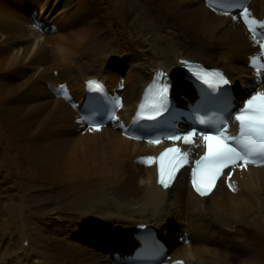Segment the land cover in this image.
Here are the masks:
<instances>
[{"label":"bare ground","instance_id":"obj_1","mask_svg":"<svg viewBox=\"0 0 264 264\" xmlns=\"http://www.w3.org/2000/svg\"><path fill=\"white\" fill-rule=\"evenodd\" d=\"M247 8L264 22V0ZM245 27L206 0H0V210L17 191L39 194L27 243L0 219V264H121L146 227L172 241L161 264H264V167L238 165L232 188L221 180L204 197L186 169L165 189L144 162L162 144L126 134L154 69L176 79L181 104L195 96L179 58L222 68L247 95L264 89ZM91 78L122 104L99 130L77 115Z\"/></svg>","mask_w":264,"mask_h":264},{"label":"snow or ice","instance_id":"obj_2","mask_svg":"<svg viewBox=\"0 0 264 264\" xmlns=\"http://www.w3.org/2000/svg\"><path fill=\"white\" fill-rule=\"evenodd\" d=\"M215 5H220L219 9ZM213 10H220L223 14H231V8L226 5V0H214ZM239 16L248 30L257 36L256 25H260V35L264 37V22L250 19L251 13L247 7L239 10ZM232 19L237 20V15H232ZM264 48V44H261ZM213 75L220 77V82L227 84L228 81L220 73ZM95 83V82H93ZM160 83V82H155ZM99 88V85H95ZM169 85L162 83L159 90L157 102L151 105L152 115L147 118L152 119L167 109V94ZM151 91V87L149 89ZM145 105L141 104L140 114H143ZM235 121L238 123V135H227L228 124L224 121L214 131H198L193 129L184 134H172L164 139L170 141L182 140L184 144L194 143V138L202 139L204 154L195 161V168L192 171V184L197 193L201 196L209 195L215 187L217 180L225 174L224 170L235 167L242 162L244 166L248 164L264 163V92H256L246 100L240 110L237 111ZM92 128L99 130L101 125L94 123ZM127 134V133H126ZM134 139H143L140 136H133ZM150 144H159V138L149 139ZM195 147L199 148L196 144ZM189 153L181 152L178 147L167 148L160 154L159 160V180L158 182L164 187L169 188L171 181L175 178L176 172L188 160ZM157 158L147 157L144 162L152 163ZM167 160V167L166 162ZM167 177V178H166ZM231 187V185H229ZM179 264V262H178Z\"/></svg>","mask_w":264,"mask_h":264},{"label":"rangeland","instance_id":"obj_3","mask_svg":"<svg viewBox=\"0 0 264 264\" xmlns=\"http://www.w3.org/2000/svg\"><path fill=\"white\" fill-rule=\"evenodd\" d=\"M245 31H246L247 35H250L253 38V34L248 30L247 27H246ZM258 31H261V30H258ZM254 40L257 42V44L255 42V47H257V50L261 54L260 58L264 57V55H263L264 52L260 51L262 48H261V44H260L259 39L256 37ZM258 55H259V53H258ZM251 69H252V67H251ZM116 75L119 78V77H121L122 74H121V72H118ZM183 76H185V75L181 74V78ZM174 82L176 84L175 78H174ZM121 86H123V84L119 85V87H121ZM233 90H234L235 95H236V92H238V91L242 92L241 96H239V98L241 99L242 97L247 95V93H248L247 90H249V89L248 88L242 89L241 84H237V86L235 88H233ZM175 91H176V88H175ZM177 98L179 101H182V99H179V97H177ZM17 192H18V196H19L18 199L13 200L14 202L12 201V204L10 205V207L8 209L0 210L1 211L0 219H3V223L6 227L5 231L7 233H10V231H12L15 234V241L18 244L21 241H23L22 243L28 242V240L26 239V238H28V234H29L28 228L30 227V224L35 223L36 220L39 219L38 212H37L39 210V207H38L39 194H38V192L37 193L35 192V193H31V195H29V196H26V195H24L23 192H20V191H17ZM229 192H231V191H229ZM134 232L132 235L133 239H135ZM159 234H162V233L160 232ZM22 239H24V240H22ZM165 241H167L166 244L170 243L171 244L170 248H172V241L171 240H165ZM118 252H120L121 254L124 253V252H121L120 250H118ZM129 253H130V250L126 254H129ZM6 256L8 257V254Z\"/></svg>","mask_w":264,"mask_h":264},{"label":"flooded vegetation","instance_id":"obj_4","mask_svg":"<svg viewBox=\"0 0 264 264\" xmlns=\"http://www.w3.org/2000/svg\"><path fill=\"white\" fill-rule=\"evenodd\" d=\"M161 237H162V238H161ZM160 238L165 242L166 238H165V236H164L163 234H160ZM165 243H166V242H165ZM170 245H171L170 243L167 244V246H168V248H169V249H168V252H167V256L170 255V253H169V251H170V249H171V248H170ZM170 256H171V255H170ZM166 259H167V258L165 257L164 260H166Z\"/></svg>","mask_w":264,"mask_h":264}]
</instances>
